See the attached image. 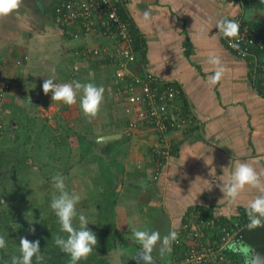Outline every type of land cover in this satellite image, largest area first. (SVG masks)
Listing matches in <instances>:
<instances>
[{
    "label": "crops",
    "instance_id": "0c3cea01",
    "mask_svg": "<svg viewBox=\"0 0 264 264\" xmlns=\"http://www.w3.org/2000/svg\"><path fill=\"white\" fill-rule=\"evenodd\" d=\"M56 2L23 0L18 10L0 16V73L9 82L2 117L9 122L14 137L17 139L24 127L18 121L22 109L31 106L39 110L37 114L46 111L50 129L42 125L44 114L29 120L42 131L36 133L34 147L41 136L45 143L67 155L73 149L78 157L84 151L82 158L88 160L92 152L98 159L105 157V161L112 157L107 169L102 172L99 165L96 169L98 175L108 174L107 187L117 182L114 192L121 200L117 211L129 213L133 209L132 217H126L125 222L130 226L132 220L141 218L138 220L143 228L154 214L149 215L150 210L157 212L163 223L161 236L178 231L188 211L199 209L196 207L229 221L246 208L260 194L258 189L246 186L235 200H230L220 188L237 161L248 162L264 179V83L257 85V79L264 78V56L237 57L226 48V37L215 25L236 16L264 23V7L255 8L238 0H126V12L140 36L144 70L159 82L178 86V105L189 107L199 124L186 135H169L171 156L159 177L150 181L146 145L153 142L152 136L144 130L142 137L132 131L129 138H121L126 118L121 120L114 112L118 106L110 97L112 68L91 60L76 61L73 52L83 42L64 38L53 26L51 8ZM144 10L152 14L149 24L143 22ZM211 54L219 55L226 66L216 85L208 83L214 71L208 63ZM24 56L27 59L15 65ZM74 67L76 71L72 72ZM132 71L139 74L136 66ZM45 78L54 83L103 85L104 100L98 115H84L79 95L71 106L52 101V93L42 90ZM106 136L109 138L97 140ZM27 138L22 142L28 144ZM82 142L91 148L85 151L76 147L75 143ZM125 200L133 201L131 209H127ZM160 227L156 231L160 232ZM152 254L156 264H162L160 247ZM163 256L164 264H168L170 252Z\"/></svg>",
    "mask_w": 264,
    "mask_h": 264
},
{
    "label": "built area",
    "instance_id": "2783aa9c",
    "mask_svg": "<svg viewBox=\"0 0 264 264\" xmlns=\"http://www.w3.org/2000/svg\"><path fill=\"white\" fill-rule=\"evenodd\" d=\"M256 1L264 5V0ZM125 5L126 0H57L52 7V21L64 38L82 40L73 52L76 61L91 60L111 66L110 97L122 107L125 125L131 130H146L152 136L149 178L155 181L171 152L169 135L187 134L199 124L189 107L178 105L177 97L181 96L178 86L159 82L144 70L140 60V36ZM231 19L240 23V33L235 38L226 37V48L239 58L254 56L255 51L264 56V35L241 16ZM136 40L138 46L134 44ZM26 59L22 57L15 65ZM135 66L139 74L133 73ZM8 91L9 83L0 73V106ZM192 214L200 213L194 210ZM185 226L180 224L178 228L185 240V249L181 254H172L171 264H229L226 254L229 242L243 227L238 225V220L221 224L219 218L212 215V220L202 223V228L208 231L206 237L199 225Z\"/></svg>",
    "mask_w": 264,
    "mask_h": 264
},
{
    "label": "rangeland",
    "instance_id": "374dc122",
    "mask_svg": "<svg viewBox=\"0 0 264 264\" xmlns=\"http://www.w3.org/2000/svg\"><path fill=\"white\" fill-rule=\"evenodd\" d=\"M114 103L116 102L114 101ZM20 106H22V104H20ZM117 109L118 111L114 110V112L119 113L121 120L125 119L122 107L119 106ZM37 111L39 112V110L31 106H28V109H22L18 121L24 125V127L18 134L17 139L14 140V134L10 131L8 123H6V126L3 128L2 135H0V155L2 157L0 158V162L9 168L10 165L6 163L8 159L10 161H14L15 158H17L18 161L24 159L22 164L15 165L17 166L15 172L13 171L11 173L13 169L11 167L10 175L6 177L7 174H3L0 178V187L2 188L1 197L3 198L0 200V204H4L3 200H8L7 197H9L11 201L10 207H12V209L8 213V221L13 230L12 234H15L17 239H20V237H27L30 241H35L38 237L43 238L45 233L42 232L44 229H42L41 220L47 221L45 224L46 226L54 224L55 229L60 228L58 218L50 208L53 193L56 192L53 187L52 177L59 173L65 177L67 190L81 197L80 202L77 204V212L84 214L88 218L90 224H88L87 227L95 232L98 238L97 247H99V249H94L92 252L93 255L96 258L103 259L106 264H135L131 257L135 254L139 245L135 242L130 229L138 228L156 231V229H159L158 226L160 227L163 225V223H161L162 220L157 217V212L150 210L149 215H151V212L154 214L151 216L152 219L145 224L144 228L138 220L141 218H135L131 221L132 224L129 226L125 222V218L132 217L133 209H131L130 206L133 205V201L125 200L128 206L127 209H131L129 213L123 210L121 212L117 211V203L121 200H119V197L117 198V193L116 196L115 192L112 194V191L116 189L115 184L117 182L115 181L112 185L110 184L108 185L109 187H106L105 182L108 179L107 175L104 173H100L101 175L97 174L96 166L99 165V159L94 156L97 155V153L93 154L92 152L89 154L90 162L87 158H82L85 157L84 151H82L83 155H81V157H78V151H74L73 149L71 153L67 155L66 152L62 151L60 148L45 143V137L41 136L37 137L38 143L34 147V143L32 144V142H34L36 133L40 135L42 131L35 126V121L31 123L29 120H32V118L34 119L36 116L42 118L45 115L46 120L43 121L42 124L45 130L50 129L52 124L49 120L50 115H48L46 111L41 113L44 114L43 116L37 114ZM124 127L125 129L122 130V135L124 134L126 136H121L122 139L129 138L132 131L135 132V134H139L138 137H142L140 135L145 132L144 130H142L143 132H139L141 130L140 128L131 130L126 125ZM26 136L29 138L30 143L28 142V144L22 142ZM121 144L123 145L124 142H121ZM75 145L85 151L92 146L85 144V142H82L80 145L75 143ZM149 147L151 148V144L146 145V153H148ZM111 148L112 147H110V149ZM104 158L105 157H103V160L105 161L106 159ZM148 159L151 163V158H149V156ZM3 171L6 172V170ZM52 216L54 217L53 219L51 218ZM73 223L74 226L78 227V218L75 219ZM30 227L35 228L34 234L29 233L28 229ZM159 231L160 234L163 232L162 227H160ZM0 235H3L6 239V237L11 236V233L4 230L0 232ZM8 242L9 241L6 239L5 250L7 249ZM106 243L109 244V247L102 250L103 246H106ZM156 247L160 246L157 244ZM236 254L241 258L239 264H244L245 260L243 254L241 252H237ZM164 260L165 256H162L159 262L164 264Z\"/></svg>",
    "mask_w": 264,
    "mask_h": 264
},
{
    "label": "clouds",
    "instance_id": "9594fccd",
    "mask_svg": "<svg viewBox=\"0 0 264 264\" xmlns=\"http://www.w3.org/2000/svg\"><path fill=\"white\" fill-rule=\"evenodd\" d=\"M22 3L23 0H0V16H6L18 10ZM142 18L145 24H149L152 19L151 12L144 10ZM215 28L229 38L238 37L240 33V23L235 19H221L216 23ZM208 63L214 66L208 83L216 85L223 78L226 66L221 57L216 54L209 56ZM53 81L51 78H45L42 84L44 94L52 93V101H59L71 106L77 103L79 95L80 108L84 115L90 118L98 115L104 100L105 88L103 85L97 86L91 82L81 83L79 81L68 83H54ZM27 102L31 103L30 100ZM52 180L56 192L53 193L50 208L58 218L61 232L66 234V236L57 235L54 243L62 252L69 255L70 264H78L80 260L87 259L97 247L98 238L95 232L87 227L90 224L88 218L77 212V204L81 200L80 195L67 190L63 175L57 173L52 177ZM246 186L256 188L260 193L247 204L246 215L252 228L262 226L264 225V179L251 164L237 161L227 182L222 185L220 190L224 196L235 200ZM77 218L78 227L73 223ZM28 231L30 234H34L35 228L30 227ZM130 231L135 242L139 245L131 257L135 264H156L152 253L157 244H160V255L163 256L165 253L171 252L172 244L179 238V232L176 230L169 231L164 236H161L158 231L146 229L131 228ZM4 248H6V239L0 235V249ZM19 251L20 255L11 257V264H33L34 257L39 264L43 259L39 240L30 241L27 237H20Z\"/></svg>",
    "mask_w": 264,
    "mask_h": 264
},
{
    "label": "trees",
    "instance_id": "16d2710c",
    "mask_svg": "<svg viewBox=\"0 0 264 264\" xmlns=\"http://www.w3.org/2000/svg\"><path fill=\"white\" fill-rule=\"evenodd\" d=\"M248 1H249V4L252 7L253 6L255 8L264 7V5L259 4L256 0H242V4L243 3H248ZM51 17H52V14H51ZM52 23H53V21H52ZM247 23H248L249 26L254 27L259 34L264 35V23H261V22L258 23V22H252V21H247ZM134 44H135V46H138V40H136ZM258 54L260 55L261 53L259 51H255L254 52V55H258ZM6 80L7 79L5 78V81ZM257 83H258L257 85H259L261 83L263 84L264 83V78L263 79H261V78L257 79ZM2 112H3V105L0 106V135H2L3 128L6 126V122L3 120V117H2ZM8 126H10L9 122H8ZM192 129L195 130L196 127L192 128ZM184 135H186V134H184ZM15 139H16V137H14V140ZM151 147H152V143H151ZM150 149L151 148L149 147V150L147 151L148 152L147 154H148L149 158H151V155H152ZM172 151H173V148L171 147V152H170L169 156H171ZM0 158H2L1 155H0ZM106 158H107V161H103L101 158L98 160L99 166H101L100 168L103 169V170H101L102 172L105 169L108 168V166H106L107 163H110L112 161V159H113L110 156L106 157ZM23 162H24V159L20 160V161H18L17 158H15L14 161L13 160L10 161L8 159V161L6 163H8L10 165L9 168H8V166H4L2 164V162H0V168H1L0 169V178L2 177L3 174H5V175L7 174L6 177L8 175H10V168L11 167L13 168L11 170V173L13 171L15 172L16 171V167H17L15 165L20 164V163L22 164ZM3 170H6V172H4ZM106 175L108 176L107 173H106ZM105 184H106V182H105ZM1 193H2V188L0 187V200L3 199L1 197ZM113 193H114V191H112V194ZM7 198H8V200H6V199H4L5 201L3 200L4 204L3 203L0 204V232H3L4 230H7V231H9L11 233V236L10 237H6L7 241H9L7 249L6 250L5 249H0V264H11V257L14 256V255H17V256L20 255L19 239H17L15 234L14 235L12 234L13 230L11 229V224L8 221V217H9L8 213L10 212L12 207H10L11 206V201L9 200V197H7ZM196 208H199V209H196V210H198L200 214L196 215V216H193L192 213L194 212V209H192V210L188 211V213L186 214L184 220L181 221L180 224L181 225L182 224L186 225L185 226L186 228H189V226L191 224L199 225V227H201V230L204 232L205 237L209 236L207 229L202 228V223L204 221H206V220H212V215L208 212V210H204L203 208H200V207H196ZM245 209L246 208H243L242 210H239V212L232 219V220H238V225L240 227L250 224V220H249L248 216L246 215ZM51 218L53 219L54 217L52 216ZM50 221H51V219H50ZM40 222H41V225H42V229H44L42 232L45 233V236L43 238L37 236L38 237L37 240L40 241L41 255L43 257V259L39 262V264H70L69 255H67L66 253L62 252L60 250V248L58 246H56L55 243H54V240H55L57 235L66 236V234L61 232V228L55 229L54 224H50L49 226H46L45 224L47 223V221L41 220ZM219 222L221 224H224V223L228 224L229 220L219 217ZM27 234H29V233H27ZM213 239L216 240L217 237L215 236ZM178 242L177 243L174 242L172 244V250L170 252V261H169L168 264H171V256H172V254H174L173 256L177 255V253L181 254L183 252V250L185 249V245H186L185 244V240L181 236L180 233H179ZM108 247H109V244L106 243V246L104 245L102 250L106 249ZM94 249L97 250V249H99V247H96ZM226 254H227V257H228V260H229V262H228L229 264H239V262L241 260L240 256H238L236 253H234L230 248L228 250H226ZM33 264H37V261H36L35 257L33 258ZM78 264H106V263L104 262L103 259L96 258L93 255V253H91L88 256L87 259L80 260L78 262Z\"/></svg>",
    "mask_w": 264,
    "mask_h": 264
},
{
    "label": "water",
    "instance_id": "95a60500",
    "mask_svg": "<svg viewBox=\"0 0 264 264\" xmlns=\"http://www.w3.org/2000/svg\"><path fill=\"white\" fill-rule=\"evenodd\" d=\"M101 137L97 140H105ZM229 247L235 253L241 252L244 264H264V225L252 228L251 224L243 226L231 238Z\"/></svg>",
    "mask_w": 264,
    "mask_h": 264
},
{
    "label": "flooded vegetation",
    "instance_id": "af4514ba",
    "mask_svg": "<svg viewBox=\"0 0 264 264\" xmlns=\"http://www.w3.org/2000/svg\"><path fill=\"white\" fill-rule=\"evenodd\" d=\"M231 249V248H230ZM235 253V252H234Z\"/></svg>",
    "mask_w": 264,
    "mask_h": 264
}]
</instances>
